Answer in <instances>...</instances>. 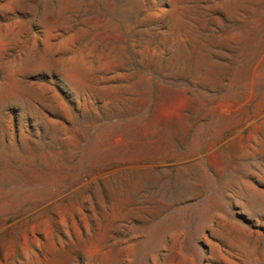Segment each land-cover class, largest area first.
I'll return each mask as SVG.
<instances>
[{
	"label": "rangeland",
	"instance_id": "obj_1",
	"mask_svg": "<svg viewBox=\"0 0 264 264\" xmlns=\"http://www.w3.org/2000/svg\"><path fill=\"white\" fill-rule=\"evenodd\" d=\"M0 264H264V0H0Z\"/></svg>",
	"mask_w": 264,
	"mask_h": 264
}]
</instances>
